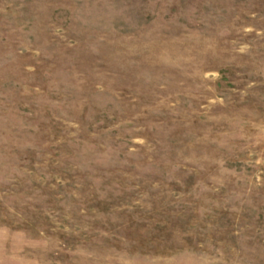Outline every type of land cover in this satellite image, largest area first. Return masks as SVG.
Wrapping results in <instances>:
<instances>
[{
  "label": "rangeland",
  "instance_id": "374dc122",
  "mask_svg": "<svg viewBox=\"0 0 264 264\" xmlns=\"http://www.w3.org/2000/svg\"><path fill=\"white\" fill-rule=\"evenodd\" d=\"M0 264H264V0H0Z\"/></svg>",
  "mask_w": 264,
  "mask_h": 264
}]
</instances>
